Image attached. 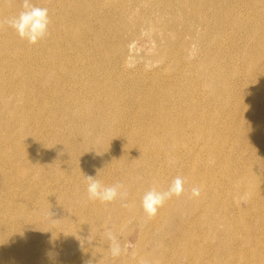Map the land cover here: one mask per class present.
Instances as JSON below:
<instances>
[{"label":"rangeland","instance_id":"374dc122","mask_svg":"<svg viewBox=\"0 0 264 264\" xmlns=\"http://www.w3.org/2000/svg\"><path fill=\"white\" fill-rule=\"evenodd\" d=\"M46 1L31 0L50 18L48 35L35 45L0 23V264H264V0ZM21 5L0 0V21ZM141 17L166 23L189 46L155 58L153 32L138 34ZM161 116L169 131L160 128ZM88 123L94 140L109 136L97 179L127 192L101 205L103 225L91 219L95 201L85 180L97 175L99 153L85 156L82 142L72 152L62 148L73 125L85 130ZM174 126L182 138H174ZM138 140V162L117 170L119 146ZM251 169L258 188L241 195L234 182ZM177 176L184 193L147 217L144 191L165 190Z\"/></svg>","mask_w":264,"mask_h":264},{"label":"bare ground","instance_id":"6f19581e","mask_svg":"<svg viewBox=\"0 0 264 264\" xmlns=\"http://www.w3.org/2000/svg\"><path fill=\"white\" fill-rule=\"evenodd\" d=\"M46 1V0H45ZM64 1V0H63ZM105 1V0H104ZM103 1V2H104ZM150 1V0H149ZM153 1V0H152ZM151 1V2H152ZM163 1H167V2H171L170 0H163ZM46 2H48V1H46ZM70 2V1H69ZM73 2V1H72ZM95 2V1H94ZM127 2V1H126ZM65 3V2H64ZM67 3H68V1H67ZM143 3H146L145 1H143ZM149 3V2H148ZM153 3H154V1H153ZM38 4V3H37ZM72 4V3H71ZM137 4V3H136ZM136 4H135V6H136ZM150 4V3H149ZM85 5V4H84ZM99 5H100V3H99ZM118 5V4H117ZM130 5V4H129ZM139 5V4H138ZM141 5V4H140ZM168 5V4H167ZM173 5V4H172ZM171 5V6H172ZM219 5V4H218ZM65 6V5H64ZM69 6V5H68ZM74 6V5H73ZM83 6V5H82ZM81 6V7H82ZM133 6V5H132ZM144 6H145V4H144ZM215 6V5H214ZM70 7V6H69ZM117 7V6H116ZM138 7H140V6H138ZM153 7H154V5H153ZM157 7V6H156ZM80 8V7H79ZM98 8V7H97ZM118 8V7H117ZM133 8H134V6H133ZM148 8H150L149 6H148ZM14 8H12V10H13ZM17 9V8H16ZM82 9V8H81ZM99 9H100V7H99ZM129 9V8H128ZM127 9V10H128ZM142 9V8H141ZM147 9V8H146ZM153 9V8H152ZM157 9V8H156ZM77 10V9H76ZM84 10V9H83ZM139 10V9H138ZM137 10V11H138ZM194 10L195 11H197L195 14H198L197 16H202V10H203V8H202V10H199L198 8L197 9H195L194 8ZM209 10V9H208ZM87 11V10H86ZM98 11V10H97ZM130 11V10H129ZM152 11H154V10H152ZM204 11V10H203ZM88 12H89V10H88ZM126 13L128 12V11H125ZM132 12V11H131ZM139 12H140V10H139ZM142 12V11H141ZM143 12H145V11H143ZM178 12V11H177ZM90 14H92L91 12H89ZM88 13V14H89ZM133 13V12H132ZM147 13V12H146ZM150 13H152V12H149L148 14H150ZM159 14H160V12H158ZM158 13H156V15L158 14ZM97 14H98V12H97ZM137 14H139V13H137ZM148 14H147V16H148ZM153 14V13H152ZM154 14H155V12H154ZM153 14V15H154ZM100 16L102 15V14H99ZM140 15V14H139ZM138 15V16H139ZM161 15V14H160ZM9 16V15H8ZM89 16V15H88ZM99 16V17H100ZM125 16V15H124ZM123 16V17H124ZM146 16V15H145ZM178 16V15H177ZM181 16V15H180ZM224 16V15H223ZM92 17V16H91ZM126 17V16H125ZM149 17V16H148ZM165 17V16H164ZM168 17H170L169 15H168ZM167 17V18H168ZM204 17V16H203ZM108 18V17H107ZM106 18V19H107ZM119 18V17H118ZM120 18H121V16H120ZM131 18V17H130ZM152 18H154V17H152ZM5 19V18H4ZM92 19V18H91ZM96 19V18H95ZM95 19H94V21H95ZM105 19V18H104ZM129 19V18H128ZM148 19V18H147ZM150 19H151V14H150ZM166 19V18H165ZM176 19V18H175ZM100 20V19H99ZM110 20V19H109ZM162 20H163V18H162ZM168 20V19H167ZM171 20V19H170ZM178 20V19H177ZM179 20H181V19H179ZM202 20V19H201ZM209 20V19H208ZM147 20L145 19V17L143 18V17H141V19H139L138 20V22H137V30H138V34L140 33L141 34V32H144L145 33V35H149L151 32H153V36L151 37V39H153V45H155L154 46V48H156L155 49V51H156V53H155V55H154V57L155 58H162V57H164V56H166L167 54H180V50L181 49H183L184 50V48L186 47V46H189V45H187L186 43L184 44V43H182V41H179L178 39H177V37L178 36H174V35H171V34H169L168 32H167V28H166V25H164V24H166V23H159V24H153L151 21H150V24H147V22H146ZM164 21V20H163ZM119 22V21H118ZM175 22V21H174ZM180 22V21H179ZM178 22V23H179ZM201 22V21H200ZM213 22V21H212ZM92 23V22H91ZM96 23H98V21L96 22ZM105 23V22H104ZM156 23V22H155ZM2 24V23H1ZM99 24V23H98ZM169 24V23H168ZM214 24V23H213ZM97 25V24H96ZM102 25V24H101ZM179 25V24H178ZM197 25H198V23H197ZM107 26V25H106ZM120 26V25H119ZM182 26V25H181ZM190 26H191V24H190ZM188 27V28H191V27ZM200 26V25H199ZM198 26V27H199ZM211 26V25H210ZM121 27V26H120ZM179 27H180V25H179ZM194 27V26H193ZM197 27V26H196ZM4 28V27H3ZM127 28H129V26L127 27ZM125 29V30H129V29ZM131 28H132V26H131ZM184 28V27H183ZM204 28V27H203ZM179 29V28H178ZM194 29V28H193ZM200 30H202V27L201 28H199ZM199 29H196L197 31L199 30ZM116 29H114L113 31H115ZM123 30V29H122ZM124 30V31H125ZM180 30V29H179ZM191 30H192V28H191ZM195 30V31H196ZM203 30H205V29H203ZM212 30V29H211ZM249 30V32L250 33H252L251 31H252V28L251 29H248ZM251 30V31H250ZM106 31V30H105ZM118 31V30H117ZM116 31V32H117ZM123 31V32H124ZM169 31V30H168ZM175 31V30H174ZM189 31V30H188ZM196 31V32H197ZM128 32V31H127ZM132 32H133V30H132ZM178 32V31H177ZM181 32V31H180ZM184 32V31H183ZM182 32V33H183ZM193 33H194V31H192ZM195 32V33H196ZM199 32V31H198ZM200 32H203V31H200ZM126 33V32H125ZM194 33V34H195ZM208 33V32H207ZM108 34V33H107ZM116 34V33H115ZM122 34V33H121ZM139 34V35H140ZM188 35L189 34H191V32L190 33H187ZM186 34V35H187ZM214 34V33H213ZM109 35V34H108ZM107 35V36H108ZM110 35H113V34H110ZM143 35V34H142ZM187 35V36H188ZM99 36V35H98ZM100 36H101V34H100ZM120 36V35H119ZM118 36V37H119ZM123 36V35H122ZM121 36V38H122V40H123V37ZM196 36V35H195ZM199 36V35H198ZM114 37V36H113ZM116 37V36H115ZM146 37V36H145ZM191 37V36H190ZM212 37H213V35H212ZM211 37V38H212ZM117 38V37H116ZM120 38V39H121ZM130 38V37H129ZM187 38V37H186ZM195 38V37H194ZM199 38V37H198ZM204 38V37H203ZM106 39L108 40L109 38H107L106 37ZM181 39H182V37H181ZM184 39V38H183ZM190 39V38H189ZM188 39V40H189ZM110 40V39H109ZM196 41H197V38H196ZM184 42H186V40L184 41ZM192 42V41H191ZM195 42V41H194ZM109 43V42H108ZM110 43H111V41H110ZM116 43V42H115ZM194 44V43H193ZM121 45V44H120ZM197 45V44H196ZM106 46H107V44H106ZM119 46V45H118ZM194 46V45H193ZM208 46V45H207ZM110 47V46H109ZM197 47V46H196ZM195 48V47H194ZM114 51V50H113ZM112 51V52H113ZM182 51V50H181ZM198 53H199V51H198ZM201 53V52H200ZM113 53H111V56H114V55H112ZM119 53H117V55H118ZM107 55H109V54H107ZM116 55V56H117ZM126 55V54H125ZM188 55V54H187ZM190 55H191V53H190ZM193 55V54H192ZM191 55V56H192ZM199 55V54H198ZM197 55V56H198ZM201 55V54H200ZM121 56V55H120ZM178 56V55H177ZM191 56H188V58L189 57H191ZM194 56V55H193ZM115 57V56H114ZM118 57V56H117ZM173 57V56H172ZM179 57H180V55H179ZM195 57H196V54H195ZM119 58V57H118ZM121 58V57H120ZM124 59H125V57H124ZM171 59V58H170ZM169 59V60H170ZM156 60V59H155ZM165 60V59H164ZM166 60H168V59H166ZM159 61V60H158ZM217 61H218V59H217ZM124 63H125V60L123 61ZM166 62V61H165ZM169 61H167V63H168ZM123 63V64H124ZM126 64V63H125ZM121 65H122V63H121ZM171 65V64H170ZM169 66V65H168ZM164 67V66H163ZM166 67V66H165ZM130 68V67H129ZM135 69V68H134ZM157 69V68H156ZM125 70V69H124ZM170 70H171V68H170ZM122 71H123V69H122ZM126 71V70H125ZM155 71V70H154ZM159 71V70H158ZM132 73H133V70H132ZM158 73V72H157ZM145 74H146V72H145ZM149 74V73H148ZM151 74V73H150ZM166 74V73H165ZM144 75V74H143ZM146 76H147V74H146ZM166 76V75H165ZM178 76V75H177ZM144 77V76H143ZM206 78V77H205ZM139 79V78H138ZM205 80V79H204ZM205 81H203V83H204ZM70 83V82H69ZM205 84V83H204ZM207 84V83H206ZM8 87L9 88H15L14 86H12V85H10V84H8ZM60 94H58L57 95V97L59 96ZM9 98V97H8ZM64 98H66V94H65V96H64ZM71 98H72V100H74L75 98H74V96L73 95H71ZM67 99V101H68V98H66ZM78 99V98H77ZM77 101V100H76ZM36 104H38V106H42L43 104H44V102L42 101V99H38V100H36ZM19 107V106H18ZM17 107V108H18ZM67 103L65 102L64 103V110H66L67 108ZM19 112H21V111H19ZM191 118V116H189V119ZM161 119H162V126H160V128L161 129H164V130H166V131H169V130H167V122H166V120H165V116H161ZM75 120V119H74ZM149 122H150V126H151V129H154V127H153V123H151L152 121H150V120H148ZM26 122V118H24L23 120H21V123H25ZM2 123V122H1ZM177 123V122H176ZM179 124L181 123L180 121L178 122ZM94 127H95V125L93 124V123H88L87 124V127H86V129L85 130H79L80 129V127H75V125H73V130H72V132H73V134L71 135V139H70V141L68 142V139H65V140H63V143H62V148H64V150L65 151H67V152H72L73 151V149L71 148V144L73 143L74 145L76 144V143H80V142H82V143H84V145H85V147H86V152L84 153V155L85 156H87V157H91V155H93V154H96V153H99V157H98V162L97 163H95L96 165H95V167H94V172L95 173H97V172H99V170H100V168H101V166H105L106 165V161L109 159V154L107 153V150H106V148L105 147H107V143H108V141H109V136L108 135H104V138H103V140H100V141H96V140H94V138H93V136H92V132H93V130H94ZM175 127V129H177V132H174V138H182L183 137V134H182V129L179 127V126H174ZM150 129V131L152 132V130ZM27 131H29L28 129H27ZM165 131V132H166ZM164 132V131H163ZM258 134V133H257ZM29 135H30V132H29ZM256 135V134H255ZM9 138V137H8ZM173 140H175V139H173ZM4 141H5V139H4ZM141 141L140 140H138V142H136V143H133V142H130V143H125L123 146H119V149H118V158L114 161V165H115V168L117 169V170H120V169H122V167H123V165H126L128 162H138V145H141V143H140ZM183 145V144H182ZM33 146H34V148L36 149L38 146H37V144L36 143H33ZM141 150L142 149H144V147H142V148H140ZM24 150V149H23ZM126 151H129V154L127 155V156H125V152ZM171 152V151H170ZM247 152V151H246ZM49 154V153H48ZM252 154V153H251ZM256 154V153H255ZM259 154V153H258ZM256 156V155H255ZM17 158V157H16ZM58 158V157H57ZM92 158V157H91ZM256 159L257 158H255V162L254 163H256ZM48 160V159H47ZM211 160H213L212 159V157H211ZM46 161V160H45ZM260 161V160H259ZM36 162V161H35ZM19 163V162H18ZM257 163H258V161H257ZM14 164V163H13ZM15 164H17L16 163V161H15ZM252 164V163H251ZM259 165H260V163H258ZM172 165H173V163H172ZM258 165V166H259ZM14 166V165H13ZM16 166V165H15ZM18 166H19V164H18ZM249 166V165H248ZM251 166V165H250ZM24 167V166H23ZM47 167V166H46ZM48 167H49V165H48ZM33 168V167H32ZM23 169H25V168H23ZM38 169H39V167H38ZM260 169V168H259ZM19 170V169H18ZM25 170H27V169H25ZM37 171H39V170H37ZM36 170H35V172H37ZM41 171H42V169H41ZM54 171H56L55 169H54ZM20 172V171H19ZM18 172V174H20ZM27 172V171H26ZM245 172V171H244ZM21 173H23V172H21ZM39 173V172H38ZM264 173V172H263ZM15 174V173H14ZM17 174V173H16ZM15 174V175H16ZM35 174H37V173H35ZM105 174H106V172H105ZM23 175V174H22ZM13 177V176H12ZM16 177V176H15ZM224 177V176H223ZM17 178V177H16ZM16 178H14L15 180H16ZM263 178H264V176H263ZM235 179H237V178H235ZM262 182H263V179H262ZM261 182V183H262ZM234 183H236V187L239 189V192H240V194L241 195H246V194H249L250 196H251V194H253L257 189H256V185H257V183H258V179L257 178H255V174H254V169H251L250 170V172L247 174V175H244V176H241V178H239L238 180H236V182H234ZM202 184H204L203 182H202ZM262 185H264V184H262ZM261 185V186H262ZM235 186V185H234ZM200 187H201V185H200ZM264 187V186H263ZM234 188V187H233ZM258 188V187H257ZM7 189V188H6ZM234 190V189H233ZM263 193H264V191H263ZM261 194V193H260ZM259 194V197L261 196ZM263 196V195H262ZM131 197V196H130ZM261 200H262V197H261ZM180 201V200H179ZM234 201V200H233ZM233 201H232V203H233ZM251 202H252V200H250ZM249 202V201H248ZM255 202V201H254ZM235 203V202H234ZM192 204V203H191ZM236 204V203H235ZM245 204V203H244ZM101 203L100 202H98V201H95V206L92 208V210H91V219L94 221V223H95V225H103V224H105L106 222H104V219L105 218H103V216L101 215ZM180 205L182 206V203H180ZM239 205V204H238ZM237 205V206H238ZM262 205V204H261ZM180 206V207H181ZM190 206V205H189ZM249 206V205H248ZM254 207V206H253ZM260 207V206H259ZM238 208V207H237ZM240 208V207H239ZM243 208V207H242ZM252 208V207H251ZM179 209H181V208H179ZM179 209H177V210H179ZM190 209V208H189ZM236 210V209H235ZM249 210V209H248ZM247 210V211H248ZM62 211H63V209H62ZM240 211H242V210H240ZM250 211V210H249ZM261 211V210H260ZM131 212V211H130ZM185 212H187V211H185ZM256 212V210L254 211V213ZM115 213V212H114ZM142 213V212H141ZM183 213H184V211H183ZM242 213V212H241ZM253 212H252V214H254ZM258 213V212H257ZM173 214V213H172ZM200 214V213H199ZM262 214V213H261ZM66 215V214H65ZM181 215V214H180ZM189 215V214H188ZM241 215V214H240ZM246 215V214H245ZM264 215V214H263ZM20 216V215H19ZM202 216V215H201ZM256 216V215H255ZM259 216H260V214H259ZM66 217V216H65ZM182 217V216H181ZM18 218V217H17ZM55 218V217H54ZM130 218L132 219V217H128V219L130 220ZM135 218V217H134ZM144 218H145V216H144ZM170 218V217H169ZM175 218V217H174ZM201 218V217H200ZM256 218V217H255ZM182 219V218H181ZM185 219V218H184ZM258 219V218H257ZM135 220V219H134ZM241 220H243V219H241ZM55 221H56V219H55ZM140 221H141V219H140ZM127 222V221H126ZM181 222V221H180ZM132 223H133V221H132ZM138 223V222H137ZM108 224V223H107ZM113 224V223H110L109 222V227H111V225ZM168 224V223H167ZM180 224V223H179ZM205 224V223H204ZM223 224V223H222ZM221 225V224H220ZM243 225V224H242ZM244 225H245V223H244ZM132 226V225H131ZM161 226V225H160ZM159 226V227H160ZM167 226V225H166ZM179 226V225H178ZM253 226V225H252ZM255 226V225H254ZM106 227V226H105ZM104 227V228H105ZM130 227V226H129ZM140 227V226H139ZM143 227V226H142ZM162 227V226H161ZM163 227H165V226H163ZM224 227H225V224H224ZM224 227H223V229L222 230H224ZM246 227V226H245ZM40 228H42L41 226H40ZM88 228V227H87ZM101 228V227H100ZM177 228V227H176ZM176 228H175V230H176ZM217 229L216 230H218V228L219 227H216ZM89 229V228H88ZM88 229L86 230V231H88ZM140 229H141V227H140ZM146 229V228H145ZM144 229V230H145ZM215 229V228H214ZM249 229V228H248ZM247 229V230H248ZM252 229V228H251ZM254 229V228H253ZM253 229H252V232H254V231H256V230H254L253 231ZM160 230H162V229H160ZM164 230V229H163ZM211 230V229H210ZM216 230H214V232L216 231ZM43 231V230H42ZM64 231V230H63ZM80 230H75V231H71V233H72V235H75V234H77L78 232H79ZM100 231V230H99ZM249 231V230H248ZM64 232H66V231H64ZM104 232H106V230H103V233ZM109 232V231H108ZM108 232H107V234H108ZM142 232V231H141ZM157 232V231H156ZM42 233V232H41ZM88 233V232H87ZM97 233V232H96ZM95 233V234H96ZM100 233V232H99ZM143 233V232H142ZM141 233V234H142ZM146 233V232H145ZM212 233V232H211ZM216 233H218V232H216ZM255 233H257V232H255ZM254 233V234H255ZM85 234H86V232H85ZM163 234V233H162ZM174 234V233H173ZM43 235V234H42ZM103 235H105V234H103ZM145 235V234H144ZM157 235V234H156ZM156 235H154V236H156ZM158 235H160V234H158ZM79 236V235H78ZM107 236V235H106ZM212 236V235H211ZM256 236V235H255ZM62 237V235L61 236H58L57 237V239H60ZM87 237H88V235H87ZM104 237V236H103ZM116 237V236H115ZM145 237V236H144ZM47 238V237H46ZM45 238V239H46ZM90 238V237H89ZM255 238V237H254ZM104 239H105V237H104ZM161 239V238H160ZM37 241V240H36ZM75 241V240H74ZM146 241V240H145ZM215 241H216V239H215ZM214 241V242H215ZM245 241V240H244ZM247 241V240H246ZM255 241V240H254ZM73 242V241H72ZM144 242V241H143ZM249 242V241H248ZM70 243V242H69ZM100 243V242H99ZM263 243V242H262ZM261 243V244H262ZM50 244V243H49ZM146 244V243H145ZM144 244V245H145ZM161 244V243H160ZM220 244V243H219ZM228 244H229V242H228ZM244 244H246L247 245V243H244ZM249 244V243H248ZM52 245V244H51ZM263 246V245H262ZM90 247V246H89ZM264 247V246H263ZM219 248V247H218ZM61 249H64V248H61ZM161 249V248H160ZM257 249H259V248H257ZM219 250V249H218ZM217 250V251H218ZM51 251V250H50ZM159 252V251H158ZM6 252L4 251L3 253H2V257H5V254ZM83 253V252H82ZM81 253V254H82ZM137 253H139V252H137ZM140 254H141V252H140ZM140 254H138V255H140ZM158 255V254H157ZM0 256H1V254H0ZM159 256V255H158ZM156 257V256H155ZM264 257V256H263ZM140 258H141V255H140ZM160 259V258H159ZM264 259V258H263ZM18 260V259H17ZM44 260H45V258H44ZM15 262V261H14ZM18 262V261H17ZM50 262V261H49ZM155 262H157V261H155ZM216 263V262H215ZM258 263V262H257ZM61 264V263H60ZM142 264V263H141ZM156 264V263H155Z\"/></svg>","mask_w":264,"mask_h":264},{"label":"clouds","instance_id":"9594fccd","mask_svg":"<svg viewBox=\"0 0 264 264\" xmlns=\"http://www.w3.org/2000/svg\"><path fill=\"white\" fill-rule=\"evenodd\" d=\"M0 23H6L20 40L35 45L48 35L50 18L47 8L36 6L31 0H22L20 11L6 20L0 21ZM98 173L95 177L85 176L88 200L108 204L126 198L127 192L123 184L119 182L105 184L97 179ZM184 184V178L177 176L165 190L152 187L144 191L141 197L143 213L149 218L155 216L166 201L184 193ZM191 195L193 197L199 196V188L193 187ZM110 239L112 240L111 252L114 256L118 255L120 252L119 244L114 237L110 236Z\"/></svg>","mask_w":264,"mask_h":264}]
</instances>
